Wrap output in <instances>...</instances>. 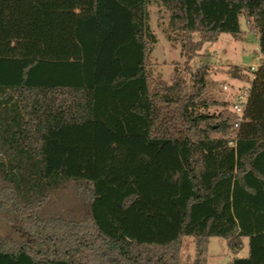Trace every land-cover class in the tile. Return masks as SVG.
I'll return each mask as SVG.
<instances>
[{
	"label": "trees",
	"instance_id": "trees-1",
	"mask_svg": "<svg viewBox=\"0 0 264 264\" xmlns=\"http://www.w3.org/2000/svg\"><path fill=\"white\" fill-rule=\"evenodd\" d=\"M223 33L264 56V0H0V264H180L185 237L208 264L214 236L264 264V62L240 115L189 65Z\"/></svg>",
	"mask_w": 264,
	"mask_h": 264
},
{
	"label": "rangeland",
	"instance_id": "rangeland-1",
	"mask_svg": "<svg viewBox=\"0 0 264 264\" xmlns=\"http://www.w3.org/2000/svg\"><path fill=\"white\" fill-rule=\"evenodd\" d=\"M148 12L150 28L156 36V43L152 46L149 56L148 70L153 80L169 83L174 65L182 66L186 58L181 54L179 43L167 40L166 34L169 30L167 9L159 3H150ZM240 22L242 28L245 29V20L242 15ZM199 52L201 55L193 58L189 65L192 69L201 66L207 68L209 96L218 102L228 101L230 107L235 99L234 91L247 87L251 83L253 72L249 66L253 64L258 66L259 59L256 57L260 55V52L256 38L249 35L247 40L242 41L223 33L214 42H204ZM186 78L188 79L187 76ZM223 85H226L227 89H223ZM243 243V248L236 254H232L223 237H210L207 263L227 264L233 256H247L246 237L243 238ZM194 251L193 239L183 238L179 256L180 264H189L193 259Z\"/></svg>",
	"mask_w": 264,
	"mask_h": 264
},
{
	"label": "built area",
	"instance_id": "built-area-1",
	"mask_svg": "<svg viewBox=\"0 0 264 264\" xmlns=\"http://www.w3.org/2000/svg\"><path fill=\"white\" fill-rule=\"evenodd\" d=\"M257 67H258L257 64H253V65L249 66L251 71L256 70ZM222 88L227 89V86L223 85ZM249 89H250V84L247 87L245 86V87H242L241 89H237L234 91L235 99H234V102L231 104L230 107L234 112L238 113L239 115L241 114L242 107L247 100Z\"/></svg>",
	"mask_w": 264,
	"mask_h": 264
},
{
	"label": "crops",
	"instance_id": "crops-1",
	"mask_svg": "<svg viewBox=\"0 0 264 264\" xmlns=\"http://www.w3.org/2000/svg\"><path fill=\"white\" fill-rule=\"evenodd\" d=\"M257 58L259 59V62H258V66H259L262 62H264V56L259 55V56L256 57V59Z\"/></svg>",
	"mask_w": 264,
	"mask_h": 264
},
{
	"label": "water",
	"instance_id": "water-1",
	"mask_svg": "<svg viewBox=\"0 0 264 264\" xmlns=\"http://www.w3.org/2000/svg\"><path fill=\"white\" fill-rule=\"evenodd\" d=\"M234 74H235V70H234Z\"/></svg>",
	"mask_w": 264,
	"mask_h": 264
}]
</instances>
